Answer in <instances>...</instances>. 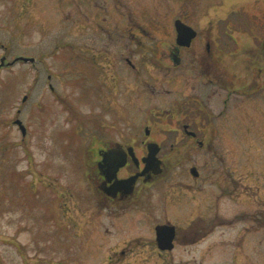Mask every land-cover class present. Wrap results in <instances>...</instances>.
I'll list each match as a JSON object with an SVG mask.
<instances>
[{
    "label": "rangeland",
    "instance_id": "rangeland-1",
    "mask_svg": "<svg viewBox=\"0 0 264 264\" xmlns=\"http://www.w3.org/2000/svg\"><path fill=\"white\" fill-rule=\"evenodd\" d=\"M82 1L0 0V264H99L104 253L100 236L88 242L78 236L88 221L83 211L95 205L82 169L86 146L103 126L127 131L169 126L160 122L158 110L181 96L179 80L164 81L156 62L146 69L142 65V74L127 64L129 54L144 60L140 51L131 52V43L107 47L118 60L95 53L103 49L102 33L97 34L93 19L82 16V11L96 13L97 8L94 0L86 9ZM144 2L145 12L136 0L132 4L134 12L142 8L132 21L135 46L137 40L148 43L140 25L145 24L149 34L160 20L165 23V41L174 39V14L180 10L197 30L211 28L213 37L218 32L225 36L219 42L225 43V53L216 55L230 68L225 76L232 84L257 76L245 61L250 63L264 42V0ZM123 22L116 21L119 26ZM146 55L150 56L146 60L158 61L156 55ZM21 56L35 61L11 64ZM241 58L244 63H236ZM115 73L116 94L105 89V83L102 86L105 75L116 81ZM146 77L153 86H146ZM166 89L173 91L168 94ZM230 93L225 95V145L217 150L225 155L231 172L251 173L256 166L262 179L264 115L251 111L249 101L240 106V98ZM16 119L26 126L25 135ZM215 136L220 140L219 133ZM244 204L225 196V206ZM96 254L99 257L93 260Z\"/></svg>",
    "mask_w": 264,
    "mask_h": 264
},
{
    "label": "flooded vegetation",
    "instance_id": "flooded-vegetation-1",
    "mask_svg": "<svg viewBox=\"0 0 264 264\" xmlns=\"http://www.w3.org/2000/svg\"><path fill=\"white\" fill-rule=\"evenodd\" d=\"M94 1L96 13L80 11L93 19L97 34L102 33L103 49L95 53L118 60L107 47L115 48L119 41L131 43V52L140 51L144 60L136 61L129 54L127 64L142 74V65L146 69L156 62L164 81L179 80L181 96L158 110L160 122L169 125L160 130L147 125L127 131L108 125L94 133L82 169L95 205L83 211L88 221L83 222L78 236L86 242L100 236L104 253L99 264H264V178L257 175L256 166L251 173L236 175L217 150L225 145L223 117L230 92L240 98V106L249 101L251 111L264 115V42L253 59L249 58L250 63L245 61L257 70V76L245 77L235 86L225 76L230 68L216 55L225 53V43L219 44L223 34L213 37L211 28L197 30L178 10L174 25L179 19L197 32L190 45L178 43L177 28L175 38L165 41V23L160 20L158 29L149 34L144 30L147 26L140 25L148 43L137 40L135 46L132 21L142 9L133 11L135 0ZM144 1L136 0L137 5L146 4ZM82 2L85 9L92 3ZM145 9L143 5L142 11ZM118 18L126 26H119ZM147 53L159 57L158 61L146 60ZM237 62L243 64L244 59ZM107 76L102 86L105 83V89L116 94L118 77L114 81ZM145 83L154 85L147 77ZM171 91L166 89L168 94ZM225 196L245 204L225 206Z\"/></svg>",
    "mask_w": 264,
    "mask_h": 264
},
{
    "label": "water",
    "instance_id": "water-1",
    "mask_svg": "<svg viewBox=\"0 0 264 264\" xmlns=\"http://www.w3.org/2000/svg\"><path fill=\"white\" fill-rule=\"evenodd\" d=\"M176 28H177V31H178V43L179 44H182V45H190L192 39L196 36L197 32L194 28H192L191 26L185 24L184 22H182L181 20H176ZM22 59H24L25 61H28V60H34V58H26V57H22ZM2 63L4 61V58L1 59ZM27 97L25 96L24 100L26 99ZM23 135L26 134L27 132V128L26 126L23 124L22 120L21 119H17L15 121ZM155 153L156 151H154L153 153L150 154V159H153L154 156H155Z\"/></svg>",
    "mask_w": 264,
    "mask_h": 264
}]
</instances>
